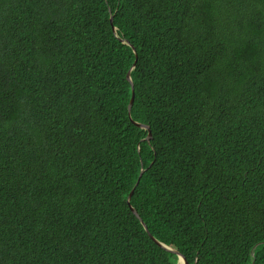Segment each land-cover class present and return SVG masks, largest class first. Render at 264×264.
Instances as JSON below:
<instances>
[{
    "label": "trees",
    "instance_id": "obj_1",
    "mask_svg": "<svg viewBox=\"0 0 264 264\" xmlns=\"http://www.w3.org/2000/svg\"><path fill=\"white\" fill-rule=\"evenodd\" d=\"M174 251L264 264V0H0V264Z\"/></svg>",
    "mask_w": 264,
    "mask_h": 264
},
{
    "label": "water",
    "instance_id": "obj_2",
    "mask_svg": "<svg viewBox=\"0 0 264 264\" xmlns=\"http://www.w3.org/2000/svg\"><path fill=\"white\" fill-rule=\"evenodd\" d=\"M111 22H113V19H111ZM129 77H130V75H129ZM133 106V98H132V101H131V103H130V107H129V110L131 111V107ZM141 128H143V129H146V130H149V127L148 126H145V125H142V124H138ZM151 137V133H149V136H148V138H147V140L148 141H150V138ZM142 176V173H141V175H140V177ZM139 182H140V180H139ZM139 182H138V184H139ZM137 184V185H138ZM133 193H134V191L131 193V195H130V197H132V195H133ZM129 200H130V198H129ZM130 207H131V209H132V211H133V213L135 214V215H137V212L133 209V207L130 205ZM138 216V215H137ZM158 243V242H157ZM160 246H162L163 248H165V249H167V250H171L169 247H167V246H165V245H163V244H161V243H158ZM172 251V250H171ZM174 252H176V251H174ZM176 254H177V256L178 257H181V258H183V264H187L186 263V259H185V257L181 254V253H179V252H176ZM178 264H179V261H178Z\"/></svg>",
    "mask_w": 264,
    "mask_h": 264
},
{
    "label": "bare ground",
    "instance_id": "obj_3",
    "mask_svg": "<svg viewBox=\"0 0 264 264\" xmlns=\"http://www.w3.org/2000/svg\"><path fill=\"white\" fill-rule=\"evenodd\" d=\"M112 19V18H111ZM114 30H116L115 28H114ZM132 101V100H131ZM133 103H134V96H133ZM130 107V106H129ZM131 111H132V107H131ZM131 111L129 110V112L131 113ZM180 262H182V264H183V258H181L180 257V260H179V264H180Z\"/></svg>",
    "mask_w": 264,
    "mask_h": 264
},
{
    "label": "clouds",
    "instance_id": "obj_4",
    "mask_svg": "<svg viewBox=\"0 0 264 264\" xmlns=\"http://www.w3.org/2000/svg\"><path fill=\"white\" fill-rule=\"evenodd\" d=\"M178 264V263H177Z\"/></svg>",
    "mask_w": 264,
    "mask_h": 264
}]
</instances>
